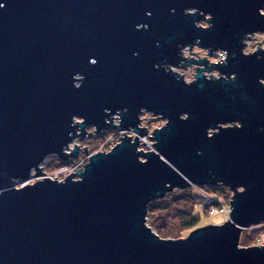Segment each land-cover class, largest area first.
<instances>
[{
  "label": "water",
  "instance_id": "water-1",
  "mask_svg": "<svg viewBox=\"0 0 264 264\" xmlns=\"http://www.w3.org/2000/svg\"><path fill=\"white\" fill-rule=\"evenodd\" d=\"M262 11L264 0H0V264H264V245L238 246L264 221V49L242 51L264 33ZM186 46L226 58L181 57ZM182 60L203 65L191 82L170 69ZM214 70L225 77L204 76ZM141 109L167 120L150 134L157 152L123 132L83 171L26 183L47 157L75 158L65 150L87 127L146 135ZM191 184L233 190L230 219L159 237L148 204Z\"/></svg>",
  "mask_w": 264,
  "mask_h": 264
},
{
  "label": "rangeland",
  "instance_id": "rangeland-1",
  "mask_svg": "<svg viewBox=\"0 0 264 264\" xmlns=\"http://www.w3.org/2000/svg\"><path fill=\"white\" fill-rule=\"evenodd\" d=\"M262 13H264L262 11ZM201 26H208L205 21L199 23ZM246 36H250L249 38H244L242 47V51L244 54H249L257 50L258 43H260V49H264V33H252L247 34ZM256 38V39H253ZM262 41V43H261ZM190 48L186 46L182 52L181 57L193 58L195 60L202 59L205 57L208 60V63H217L221 59L226 58V52L224 51H215L211 56H208L207 50H202L196 46H194L190 52ZM196 53V54H191ZM183 61V60H182ZM187 64V65H186ZM186 64L183 66L185 68H170L172 72L180 73L183 76V79L187 82H191L194 80V74H196V68H202L203 65H196L186 61ZM210 75L214 77L216 80L222 76L223 74H218V71L214 70L212 72H204V76L207 79H210ZM234 75H230L233 77ZM262 84L264 81L260 80ZM147 117V118H146ZM146 118V119H145ZM79 121H82L81 119ZM167 122V120L161 119L159 116H154L151 113H142L141 115V124L144 127H147L149 132L155 128H160ZM237 125L238 123L233 124H222V127ZM140 126V123L138 124ZM221 126V124H220ZM96 132L94 126L86 128V135L84 138H77L71 144H69L68 148L65 150L66 153H70V151L74 148V144L79 148V152L75 158H69L65 161L60 160L57 155H51L47 157L44 163L40 166L42 169V176L34 177V171L31 173L32 178L29 179L28 183L35 182L44 177H48L51 179H61L66 178L71 173H75L76 170L83 171L84 166L82 164L89 163V157L98 152H109L115 145L120 142V137L125 135L132 136L130 132L124 131V134L117 129L108 128ZM218 129H209L208 135H212V132H217ZM91 132L93 134L90 137H87L88 133ZM151 134V133H150ZM148 134V137H150ZM152 144L155 143L154 140H150L146 138ZM139 141V140H138ZM141 143H144L141 141ZM139 147L140 150H149L153 149L151 146ZM84 147H86L87 154L84 152ZM140 161H145V159L140 158ZM76 175V174H75ZM188 186L183 189H174L173 191L167 193L162 199H155L148 204H151L152 212L148 215V207L146 213V219L148 226L156 233L155 228L163 231H167L171 235L169 237H161L167 239H183L186 238L189 233L197 228L204 227L206 225L211 224H223L224 222L230 219V199L234 195L233 190L231 191L228 187L223 185H194ZM18 186V184H16ZM242 188H236V192L242 191ZM218 200L220 203L218 205L209 206V202H213ZM194 210L199 213V218L196 222V225L191 229L181 231L180 225L181 223L189 218V210L193 207ZM145 222V223H146ZM159 227V228H158ZM157 234V233H156ZM158 235V234H157ZM159 236V235H158ZM175 236V237H174ZM160 237V236H159ZM264 245V221H261L256 224H251L247 228H244L240 232L239 237V247H251V246H262Z\"/></svg>",
  "mask_w": 264,
  "mask_h": 264
},
{
  "label": "bare ground",
  "instance_id": "bare-ground-1",
  "mask_svg": "<svg viewBox=\"0 0 264 264\" xmlns=\"http://www.w3.org/2000/svg\"><path fill=\"white\" fill-rule=\"evenodd\" d=\"M243 40H244V38L242 39V42H243ZM180 63L181 64H183V66L185 65V62L184 61H180ZM179 66H180V64H179ZM180 68H182L183 69V67H180ZM179 75H182V74H180V73H178ZM184 80V79H183ZM184 81H186V80H184ZM187 82V81H186ZM116 113H119V111H116ZM114 114V115H112V123L114 124V125H119L120 124V120H121V118H120V116H119V114ZM142 113H146V110L145 109H141V113H140V115H139V119H140V126H138V127H140V128H142V127H144V126H142V124H141V115H142ZM148 113V112H147ZM115 117H117V118H115ZM183 117H185V116H183ZM108 122V121H107ZM113 128V127H112ZM146 128V130H147V134L146 135H144V136H139V135H137L136 133H134L133 131H132V127L130 126V128L129 129H124V130H119L120 132H124V131H128V132H130V134H132V137H131V141H133V139H134V137L135 136H138V140H139V143H138V148L141 146V147H144V145L141 143V141L142 142H144L145 143V145L146 146H151V147H153V149H149V150H142L143 152H148V151H156V148H155V146H153L152 145V143L151 142H149L148 140H146V138H148V139H150V140H152V138L151 137H148V134H150V133H152V131L154 130H152V131H150L149 132V130H148V128L147 127H145ZM114 129V128H113ZM156 129V128H155ZM107 130H109V129H107ZM105 131V130H104ZM126 136H129V135H126ZM210 136V135H209ZM124 137V136H123ZM122 138V137H121ZM121 140V139H120ZM155 142V141H154ZM137 148V151H140V149H138ZM157 152V151H156ZM30 178H32V177H30ZM65 178H61V179H55V180H57V181H63ZM29 181V180H28ZM28 181L26 182L27 184H33L34 182H32V183H28ZM26 183H24V184H26ZM18 184V186H15V187H19V186H21V185H23V183H17ZM190 186H192V185H190ZM173 191V190H172ZM171 192V191H170ZM169 193V192H168ZM163 197H161V198H157V199H162ZM155 200V199H154ZM147 221V219H146V217H145V222ZM146 226L147 227H149L150 229H151V227L150 226H148V224H147V222H146ZM152 230V229H151ZM153 231V230H152ZM154 232V231H153ZM155 233V232H154ZM156 234V233H155ZM164 239H167V238H164Z\"/></svg>",
  "mask_w": 264,
  "mask_h": 264
},
{
  "label": "trees",
  "instance_id": "trees-1",
  "mask_svg": "<svg viewBox=\"0 0 264 264\" xmlns=\"http://www.w3.org/2000/svg\"><path fill=\"white\" fill-rule=\"evenodd\" d=\"M232 191V190H231ZM220 202L218 201V200H215V201H213V202H209V206H213V205H218ZM152 208L153 207H151V204L149 205V207H148V215L150 214V212H152ZM194 205H193V207L189 210V218L188 219H186V220H184L182 223H181V225H180V230H179V232H181V231H185V230H188V229H191L192 227H194L195 225H196V222H197V220H198V218H199V213H197L195 210H194ZM155 228V231H156V233L160 236V237H169V235H171L170 233H168L167 231H163V230H159V229H156V227H154ZM175 237V236H174Z\"/></svg>",
  "mask_w": 264,
  "mask_h": 264
},
{
  "label": "flooded vegetation",
  "instance_id": "flooded-vegetation-1",
  "mask_svg": "<svg viewBox=\"0 0 264 264\" xmlns=\"http://www.w3.org/2000/svg\"><path fill=\"white\" fill-rule=\"evenodd\" d=\"M244 100H247V98H244Z\"/></svg>",
  "mask_w": 264,
  "mask_h": 264
}]
</instances>
